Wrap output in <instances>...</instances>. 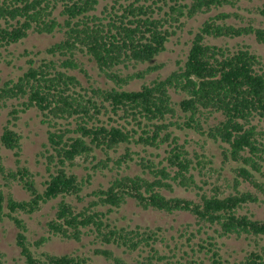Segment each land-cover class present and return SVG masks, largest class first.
<instances>
[{
	"label": "trees",
	"instance_id": "obj_1",
	"mask_svg": "<svg viewBox=\"0 0 264 264\" xmlns=\"http://www.w3.org/2000/svg\"><path fill=\"white\" fill-rule=\"evenodd\" d=\"M124 1L98 15L99 0H0V52L31 34L60 35L43 52L32 57L27 52L23 73L0 85V108H9L0 146L18 158L10 167L0 156V221L9 219L17 228L16 245L25 264H94L83 254L41 250L51 237L90 239L94 255L121 264L106 247L134 255L138 264H264L259 243L264 221L242 212L248 204L264 202V136L258 131L264 121L262 61L247 46L230 50L207 42L253 35L264 45V29L228 24L232 15L220 12L198 28L183 66L139 90H127L133 80L161 68L155 60L183 20L242 0ZM258 12L264 17V6ZM84 58L114 85L91 83ZM140 65L148 66L123 74ZM77 72L86 74L87 86ZM30 110L39 113L47 129L39 152L45 172L40 182L39 175L20 165L23 137L13 128ZM175 129L201 137L202 143L195 144L202 151L208 142L218 145L222 164L233 174L225 178L233 192L216 186L197 199L166 195L175 187L202 190L191 171L204 152H193L194 163L190 142L180 143ZM132 163L138 172H129ZM98 176L104 184L94 185ZM16 185L28 200L14 198ZM51 201L56 205L45 224L47 237L32 243L21 215L31 216ZM129 201L168 215L188 213L196 233L186 227L177 238H167L160 227L120 226L110 214ZM206 229L217 237L202 238ZM224 238H243L254 247L239 259L226 258L217 241Z\"/></svg>",
	"mask_w": 264,
	"mask_h": 264
},
{
	"label": "rangeland",
	"instance_id": "obj_2",
	"mask_svg": "<svg viewBox=\"0 0 264 264\" xmlns=\"http://www.w3.org/2000/svg\"><path fill=\"white\" fill-rule=\"evenodd\" d=\"M125 3L124 0H99L97 6V14L104 10V8H110L115 2ZM154 0H149L150 4ZM191 0H186L189 3ZM264 6V0H242L236 6H225L218 10L213 9L206 14H199L193 19L183 20L184 24L178 29H174L176 32L170 37L166 43L165 50L156 58L155 63L160 65L161 68L156 71H152L145 75L143 79L133 80L127 87V90H139L143 84H149L155 79H164L173 71L177 70L180 66H183L194 34L204 21L210 17L220 13H230L232 16L227 20L228 24L239 26H252L256 28L264 29V17L258 12L259 8ZM117 12L120 13L118 4H115ZM60 35H37L31 34L23 42L10 46L7 50H1L0 59V85L4 81L9 79H16L23 73L26 67L25 56L27 52L32 53L31 57L38 51L43 52L50 44L58 41ZM207 42L216 46L227 47L230 50H236L239 47L247 46L249 50L258 55L261 58L263 70H264V45L258 43L253 35L242 36L238 38H207ZM43 56V53L40 55ZM84 69L89 77L91 83L99 85L101 87H111L114 84L109 82L96 68L95 64L88 62L87 58L83 59ZM148 65H140L137 69L123 70V74L132 75L137 70H145ZM84 73L77 72L78 77L82 80L83 84L87 86V76ZM9 108H0V134L3 127L6 125ZM20 118L15 122L13 127L15 131L22 135V155L20 158V165L28 167L33 173L39 175L36 177L38 182L42 181V176H45L44 167L41 164V158L39 152L42 150V145L46 142V126L41 123V117L35 110H30L27 113L20 114ZM258 131H261L264 136V121L259 122ZM174 135L179 137V142L183 143L184 140H188L189 151L191 152V158L194 163L196 159L193 157V152L201 154L204 152V157L201 158V164L196 166L191 172L194 175V180L197 185L202 187V190L192 188L191 190H185L183 188H174L173 192H166L168 197H182L197 199V195L200 193L211 194L212 189L216 186L227 193L233 192L232 188H228L229 182L225 181V178L231 180L233 174L231 173L230 166L228 164H222L221 151L218 145L208 142L205 146V150L202 151L200 146L195 143H202L203 139L190 131L174 130ZM163 146L158 153H160V159L164 156ZM0 156L5 165L15 167L16 158L13 152L6 150L0 146ZM79 171H82L81 168ZM139 167L134 163L131 164V173L138 172ZM104 179L100 176L96 178L94 185L98 183L104 184ZM207 182V184L205 183ZM2 180L0 178V184ZM231 184V182H230ZM13 196L16 200H28V193L20 186H13ZM56 201H51L36 213L31 216L21 215L24 220L28 232L27 238L30 242H34L41 237H47L46 234V222L50 220L54 215V207ZM243 213L253 215L257 220L264 221V202L252 203L246 205L242 209ZM112 220L118 225L123 227L135 228L136 226L142 228L155 229L157 227L166 231L167 238L171 236L178 237L180 231L186 227L189 230L196 233L195 219L188 213H175L168 215L163 212L154 211L151 209L144 210L137 206L134 201H129L128 204L123 206L116 212L110 214ZM189 226V227H188ZM186 230V229H185ZM207 234H201V237L206 239L208 236L217 237L211 230L206 229ZM18 230L14 223L9 219L0 221V260L2 264H25L23 257L20 255V249L16 245V237ZM219 246H221V254L226 258H241L248 251H251L254 247L253 242L245 239H217ZM264 246V238L261 242ZM95 246L91 245L90 239H83L81 242L64 241L58 237H51L49 241L43 244L41 250L47 251L55 255H62L67 253L83 254L91 258L94 264H121L115 261H108L104 257L96 256L93 254ZM110 249L116 258H119L124 264H138L134 255L124 253L122 249H117L112 246L106 247Z\"/></svg>",
	"mask_w": 264,
	"mask_h": 264
}]
</instances>
